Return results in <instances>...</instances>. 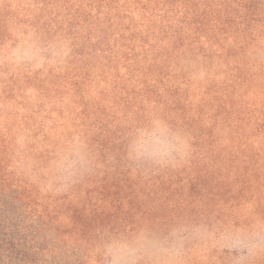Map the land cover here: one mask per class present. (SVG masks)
Masks as SVG:
<instances>
[{
	"label": "rangeland",
	"instance_id": "374dc122",
	"mask_svg": "<svg viewBox=\"0 0 264 264\" xmlns=\"http://www.w3.org/2000/svg\"><path fill=\"white\" fill-rule=\"evenodd\" d=\"M81 2L66 1L72 7ZM57 3L63 0H0V46L28 32L71 42V54L60 67L30 70L0 62L2 172L32 190L28 208L43 213L40 223L47 228L38 243L45 247L43 253L56 245L70 246L68 256L51 251L40 258L20 256L16 264H100L97 240L109 230L148 225L165 232L177 222L213 229L264 225V36L245 42L241 51L235 50L242 54L229 60L205 61L187 50L165 63L168 85L182 88L188 99L184 117H166L160 105L168 106L158 103L159 97L144 100L132 94L138 103H126L127 90H139L126 83L130 70L124 63L101 50L112 49L120 57L112 32L95 29L91 34L88 17L60 23L64 32L47 27L57 22L52 21ZM81 8L88 12V7ZM128 14L125 23L135 22L137 40L155 44L146 28L149 19L136 8ZM73 32L91 40L75 39ZM147 66L143 60L131 70L142 78ZM139 107L144 112L137 114ZM154 116L187 137L189 156L177 167L133 173L125 160L127 134L132 125ZM193 120L197 129L189 126ZM191 132L199 138L194 140ZM74 134L86 138L100 166L67 191H52L42 177L28 172L25 162L46 160L52 148ZM22 136L24 148L18 144ZM18 215L24 227L33 225L27 212ZM181 264H264V251L250 256L214 240H193Z\"/></svg>",
	"mask_w": 264,
	"mask_h": 264
},
{
	"label": "trees",
	"instance_id": "16d2710c",
	"mask_svg": "<svg viewBox=\"0 0 264 264\" xmlns=\"http://www.w3.org/2000/svg\"><path fill=\"white\" fill-rule=\"evenodd\" d=\"M66 1L68 0L56 4L58 7L52 11L54 16L52 21L57 22L48 23L47 27L50 26L54 32H64L66 28L60 23L70 22L74 17H79L80 21L82 20L80 18L88 17L86 21L91 24L89 29L91 34L95 29H99L100 32H112L118 48L122 51L120 57H117L112 49L104 47L101 50L110 52V56L114 57L115 61L124 63L130 70L125 74L126 83L129 82L128 85L139 90V92L127 90L126 103H138L133 100L132 94H137L135 98L141 96L144 100L153 96L159 97L158 103L168 106L160 105V110L166 117H184L182 112L188 104V99L183 98L182 88L168 85L166 75H163L165 63L174 60L187 50L203 55L205 59L207 58L205 61L229 60L233 56L242 54L235 50L241 51L245 42H256L264 36V0H81L78 7H72ZM82 6L88 7V12L85 14L82 13ZM135 8L140 12V17L143 15L149 19L146 28L149 34H153L157 39L155 44L144 40L143 37L137 40L132 26L135 22H127L130 25L125 23L126 18L129 17L128 12ZM70 35L75 39L91 40L89 35L83 37L76 32ZM117 35L119 38L116 37ZM143 60L148 66L142 71L143 77L140 78L135 76L131 69L134 66L138 68L137 65ZM158 82H161V85H158ZM123 89L126 92L125 88ZM237 90L234 89L235 92ZM164 93L166 96L168 94L166 98H162ZM220 98L222 97L216 99ZM143 110L144 108L139 107L136 113L140 114L141 111L144 112ZM195 125L196 120L189 123L192 129H197ZM191 134L194 140L199 138L198 133L191 132ZM1 161L0 264H16V261L27 256L40 258L42 255L50 254L51 251L53 254L68 256L69 244L53 246L55 249L43 253L45 247L42 250L38 245L43 242L45 237L43 233L47 231L45 225L40 223L43 213L35 212L36 210L33 213V210L28 208L32 190L23 181L17 179L15 181L7 173L2 172ZM11 207L16 208V211H12ZM21 212L28 213L33 223L29 228L21 224L23 219L18 215ZM29 235L32 237L29 238Z\"/></svg>",
	"mask_w": 264,
	"mask_h": 264
},
{
	"label": "clouds",
	"instance_id": "9594fccd",
	"mask_svg": "<svg viewBox=\"0 0 264 264\" xmlns=\"http://www.w3.org/2000/svg\"><path fill=\"white\" fill-rule=\"evenodd\" d=\"M71 54L69 39H45L35 32L0 46V62L35 70L63 66ZM25 137L18 139L21 148ZM190 152L187 137L159 117L132 125L127 134L125 160L133 173L154 168L177 167ZM100 166L85 137L74 134L49 151L47 159L28 158L25 167L34 177H42L45 187L67 191ZM214 240L217 243L255 255L264 251V225L252 228L225 226L213 229L206 224L177 222L161 232L148 225L134 229L109 230L97 240L100 264H181L189 242Z\"/></svg>",
	"mask_w": 264,
	"mask_h": 264
}]
</instances>
